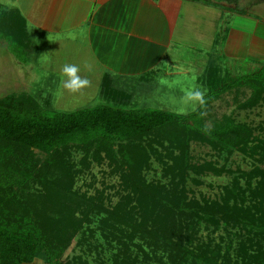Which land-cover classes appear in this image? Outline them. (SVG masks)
I'll use <instances>...</instances> for the list:
<instances>
[{
	"label": "trees",
	"instance_id": "1",
	"mask_svg": "<svg viewBox=\"0 0 264 264\" xmlns=\"http://www.w3.org/2000/svg\"><path fill=\"white\" fill-rule=\"evenodd\" d=\"M3 28L10 52L26 63L32 39L25 18L16 8L0 7V31ZM207 72H212L209 83L214 82L213 77L222 78L223 87L209 86L199 108L186 115L153 107H118L116 103L123 101L122 92L114 89L106 76L100 93L104 99L111 98L113 104L101 103L45 116L26 111L24 102L13 94L0 97V203H8L12 198L29 201L28 191L33 185H45L47 189L63 186L72 200L76 198L80 203L83 196L71 191L70 185L76 170L72 171L70 159L58 153V149L71 144L84 151L85 158L90 153L94 159L106 158L119 180L123 193L106 217L100 218L109 226L110 235L121 231L126 237L122 256L114 264H135L137 257L128 255V244L135 242H140L137 247L151 246L155 258L158 251L162 252L159 262L166 253V264H219L220 246L212 244L211 239L220 230L230 239L228 248L232 238L237 242V254L243 264H264V170L255 168L239 173L215 198L198 194L188 185H201L200 177L207 172H224L212 161L189 162L190 141L209 142L213 148L230 152L234 147L245 148L251 140L252 131L243 124L206 126L201 121V110L229 86H248L254 100H264V60L259 69L241 72L234 79L228 70L222 77L214 75L213 72H220L218 67ZM1 141L52 152L48 162L43 161L37 168L38 160L30 154L8 160V149ZM154 144L169 149L170 163H165L164 181L148 182L144 170L150 165L149 148ZM243 177L245 186L239 181ZM101 197L100 201L83 198V215L107 212ZM36 208L37 214L24 210L27 213L8 215L0 206V264L29 263L34 258L47 264H74L62 259L61 237L52 229L55 223L64 225L68 221L59 216L49 217L41 205ZM68 232L65 229L63 234ZM202 236L209 241L202 240Z\"/></svg>",
	"mask_w": 264,
	"mask_h": 264
},
{
	"label": "rangeland",
	"instance_id": "2",
	"mask_svg": "<svg viewBox=\"0 0 264 264\" xmlns=\"http://www.w3.org/2000/svg\"><path fill=\"white\" fill-rule=\"evenodd\" d=\"M199 1L201 3H193L196 4L193 18L185 21L187 30L183 28V31L187 33L189 39L186 43V51L182 52V59L175 62L165 60L163 65H166L164 66L166 68H162V71L147 72L143 80L135 78L122 89L113 86L114 89L122 92L123 101L116 103L118 107L126 109L153 107L186 115L199 108L204 94L209 92V86H214L216 89L223 87L222 78L213 77L214 82L209 83V75L212 72H207L208 69L220 68V72H213L218 77H222L228 70L234 79L241 72H249V69L257 70L261 67L264 60V0ZM210 5L213 6L212 8L217 7L213 13L216 14L218 11L221 17H216L219 26L216 43L208 48L204 42L212 37L213 31L206 21L197 19L206 15L211 18ZM0 7H13L19 11L16 0H0ZM193 23L197 29L200 28V33L198 32L200 37L197 33H193L191 29L194 27ZM22 26L18 21V27L22 29ZM227 28L235 30L230 33L235 56L226 59L222 41ZM5 30L3 28L0 31V97L13 94L24 102L26 111H34L45 116H51L56 111H73L101 103H115L111 98L104 99L101 95L100 88L103 84L100 85V79L104 69L87 50L85 43L84 47H80L79 52L74 45H70L68 48H62L64 53H57L61 49L56 47L62 41L55 44L51 38L40 40L46 42H40L41 52H38L37 57L32 53L29 60L23 63L10 52ZM239 38L243 40V44H238ZM248 38L254 41L248 44ZM62 45L64 46V43ZM173 55L175 57L176 53L174 52ZM65 64H76L80 68L78 74L88 79L89 85L76 93L63 89L62 81L65 77L62 68ZM197 91L202 93L201 99L191 97V94ZM201 114V121L208 127L235 123L246 125L252 131L251 140L245 148L234 147L230 152L226 149L213 148L209 142L190 141L189 162L202 164L212 161L224 172L219 175L207 172L200 177L203 180L201 185L195 186L191 182L188 185L197 190L198 194L215 198L222 187L230 184L233 177L239 173L250 172L255 168L264 170V100H254L252 89L248 86H229L206 102ZM2 145L8 149V160L30 154L38 160L37 168L43 161L48 162V156L52 152L13 143L4 142ZM149 152L150 165L144 170L146 181H164L163 169L166 162L170 163L169 149L154 144L149 148ZM58 153L61 157L70 159L72 171L76 170L73 182L70 184L68 179V184L71 185V191H77L81 197L83 196L80 198V203L76 198L72 200L62 184L61 189L59 187L47 189L45 185H33L28 191V195H31L29 201L12 198L8 203L1 202V209L8 215L24 210L37 214L39 209L36 206L41 205L46 208V213L49 212V217L59 216L69 223V225L55 223L52 226V229L58 232V238L61 237V254L64 261L74 264H114V261L122 256L126 237L121 231L110 235L109 226L100 218L106 217L112 206L120 199V193H123L118 187L117 176L111 172V165L103 156L94 159L90 153L85 158L84 151L71 144L67 148L58 149ZM175 154H177L176 150H174ZM52 178L48 176V179ZM239 181L245 186V177L240 178ZM66 182L67 180L63 181L64 184ZM252 182L254 184L255 179ZM85 197H92L98 201L101 197L107 212L100 215H83ZM48 219L52 222L50 218ZM65 229L69 231L68 235L63 234ZM201 234L205 235V232L202 231ZM201 239L206 242L210 238L206 239L202 236ZM211 240L212 244L220 246L219 264H243L240 255L237 254V242L232 238L231 246L228 248L230 239L224 230L213 234ZM137 243L140 244V242L133 243L134 246L128 244L131 248L128 255L130 254L131 258H134V255L137 257L135 264L167 263L166 253L163 261L159 262L158 257H161L162 252L158 251V257L155 258L151 246L143 244L137 247ZM22 264L47 263L41 258H34L31 262Z\"/></svg>",
	"mask_w": 264,
	"mask_h": 264
},
{
	"label": "crops",
	"instance_id": "3",
	"mask_svg": "<svg viewBox=\"0 0 264 264\" xmlns=\"http://www.w3.org/2000/svg\"><path fill=\"white\" fill-rule=\"evenodd\" d=\"M195 2L201 3L199 0H16V7L28 24L32 39L30 56L34 53L37 57L42 50L40 42L46 43L40 40L49 38L55 44L62 41L56 47L61 49L57 53L70 45L79 52L86 45L104 69L100 85L106 76L112 86L122 89L135 78L143 80L147 72L162 71L166 68L165 60L182 59L189 39L183 28L187 30L185 21L195 14ZM211 5V18L206 15L197 19L206 21L213 31L212 37L204 42L208 48L216 43L219 29L216 20L221 17L218 11L213 13L217 7ZM194 27L193 33L200 37V28ZM232 31L235 30L227 28L222 41L228 58L235 56ZM242 41L239 38L238 44H243ZM248 41L251 44L254 40Z\"/></svg>",
	"mask_w": 264,
	"mask_h": 264
},
{
	"label": "clouds",
	"instance_id": "4",
	"mask_svg": "<svg viewBox=\"0 0 264 264\" xmlns=\"http://www.w3.org/2000/svg\"><path fill=\"white\" fill-rule=\"evenodd\" d=\"M80 68L76 64H65L62 73L65 79L62 81V88L67 89L71 93H76L89 85V80L82 78L78 73ZM192 98L201 99L202 93L199 91L191 94Z\"/></svg>",
	"mask_w": 264,
	"mask_h": 264
}]
</instances>
